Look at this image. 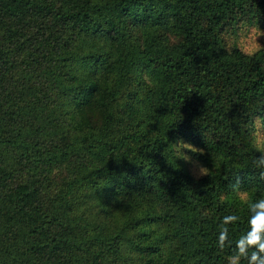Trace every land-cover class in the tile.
<instances>
[{
	"label": "trees",
	"instance_id": "1",
	"mask_svg": "<svg viewBox=\"0 0 264 264\" xmlns=\"http://www.w3.org/2000/svg\"><path fill=\"white\" fill-rule=\"evenodd\" d=\"M255 34L264 0H0V264H228L264 198Z\"/></svg>",
	"mask_w": 264,
	"mask_h": 264
},
{
	"label": "clouds",
	"instance_id": "2",
	"mask_svg": "<svg viewBox=\"0 0 264 264\" xmlns=\"http://www.w3.org/2000/svg\"><path fill=\"white\" fill-rule=\"evenodd\" d=\"M177 150L185 157V160H190V157L184 155V151L195 153L199 149L192 144L184 142L179 138L175 144ZM255 166L264 169V150L255 160ZM207 174V168H200V175ZM261 177L264 178V171L261 172ZM238 196L247 204L250 212L248 219L249 228L242 234L235 243L233 253L228 256V264H242V260L246 264H264V198L251 200L246 191L238 192ZM237 215H227L223 218L222 226L218 236V244L220 249H224L226 244L230 243L228 225L238 222Z\"/></svg>",
	"mask_w": 264,
	"mask_h": 264
},
{
	"label": "rangeland",
	"instance_id": "3",
	"mask_svg": "<svg viewBox=\"0 0 264 264\" xmlns=\"http://www.w3.org/2000/svg\"><path fill=\"white\" fill-rule=\"evenodd\" d=\"M264 44V35L255 34L251 38H247L245 45H247L249 48L253 49L255 46H259ZM260 145L264 150V135L260 137Z\"/></svg>",
	"mask_w": 264,
	"mask_h": 264
}]
</instances>
